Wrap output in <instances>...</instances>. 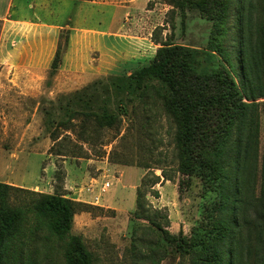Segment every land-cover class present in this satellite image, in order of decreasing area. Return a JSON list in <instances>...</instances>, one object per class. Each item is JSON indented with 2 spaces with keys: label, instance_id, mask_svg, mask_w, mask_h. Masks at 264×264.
<instances>
[{
  "label": "trees",
  "instance_id": "16d2710c",
  "mask_svg": "<svg viewBox=\"0 0 264 264\" xmlns=\"http://www.w3.org/2000/svg\"><path fill=\"white\" fill-rule=\"evenodd\" d=\"M166 3L182 14L186 9H197L211 20L223 37H213L216 50L191 48L166 38L161 41L154 32L152 41L159 46L146 65L128 75L97 78L80 89L59 94L63 115H48L50 138L53 142L65 140V132L70 131L77 140L90 142L104 128L115 130L114 139L119 136L120 119L106 106H93L98 85L129 99L136 96L146 126L152 115L162 111L175 125L171 142L175 166L170 171L165 166L160 168L163 179L172 181L179 174L180 191L183 184L188 187L193 179L200 178L207 186L204 196L210 200L205 206L207 213L189 234L182 230L170 233L167 214L144 202V175L136 188L133 214L148 225L142 226L132 247L141 244L147 248L141 255L151 264L164 258L178 264H264V146L260 167L258 155L259 108L264 115V101L262 105L256 102L264 98V0ZM229 28L230 43L224 46ZM67 43L64 31L49 78L55 75ZM236 45L241 71L237 79L229 66ZM199 56L214 65L202 67ZM124 108L122 105L121 110ZM55 154L61 155V148ZM164 158L167 160L166 155ZM134 165L151 169L146 164ZM150 171L153 178L149 190L159 197L153 186L160 182V176ZM56 177L62 179L60 172ZM93 209L102 208L67 198L58 190L43 193L0 182V264H25L26 250L33 243H39L46 252L62 254L64 264H95V256L82 236L71 232L73 216Z\"/></svg>",
  "mask_w": 264,
  "mask_h": 264
},
{
  "label": "rangeland",
  "instance_id": "374dc122",
  "mask_svg": "<svg viewBox=\"0 0 264 264\" xmlns=\"http://www.w3.org/2000/svg\"><path fill=\"white\" fill-rule=\"evenodd\" d=\"M147 8L154 9V13L146 29L139 34L149 35L151 40L155 32L161 41L166 38L170 42L211 52L216 50L214 38H223L213 22L197 9H186L182 14L177 9H171L166 0H149ZM232 23L230 19L229 25ZM231 33L229 28L224 46H229ZM3 43L5 39L0 22V182L43 193L58 190L67 198H76L75 201L102 208L89 212L78 211L73 216L71 227V232L81 235L87 248L93 252L95 264H151L141 255L142 252L147 253V248L141 244L132 247L133 239L141 234L142 226L148 225L147 221L133 214L136 208V187L144 175V178L147 177L141 187L144 202L167 214L168 232L176 234L182 230L189 234L191 228L199 224L207 213L205 206L209 199L203 193L207 188L203 180L193 179L190 186L183 184L179 191V174L172 181L163 179L161 167L165 166L170 171L175 166L171 143L175 125L162 111L159 110L157 116L152 115L146 126L136 96L129 99L122 93L113 89L108 91L98 85L93 106H106L109 113L120 119L119 136L114 139L115 130L104 128L94 141L86 142L77 140L73 133L67 131V139L53 142L47 128V117L63 115L58 98L61 93L54 91L48 94L53 77L49 78L47 74L46 83L42 84L43 93L23 94L19 83L13 82L4 70V52L1 50ZM152 57L153 54L143 57L139 65L147 64ZM198 60L202 67L214 65V62L212 64L202 56ZM229 66L233 77L237 79L241 73L237 45ZM128 67V70L135 68L132 65ZM103 80L105 82L106 79ZM82 86L71 84L62 93L72 92ZM263 101L264 98L256 100L260 105ZM122 105L125 107L123 110ZM261 109L260 106L259 167L264 146V115ZM123 134L125 137L120 139ZM158 139L162 140L161 144ZM59 148L61 155H56ZM148 148H151L150 151ZM136 163L149 165L151 169L137 167L134 165ZM150 170L160 176V182L153 186L159 197H155L149 190V182L153 178ZM57 172H60L61 180L57 179ZM67 177L72 185L64 189ZM106 182L109 187L104 190L102 187ZM259 184L260 180L257 190ZM105 199L112 200L114 207H108ZM24 260L25 264H64L62 254L46 252L39 243L28 247ZM176 263L164 258L156 260L154 264Z\"/></svg>",
  "mask_w": 264,
  "mask_h": 264
},
{
  "label": "crops",
  "instance_id": "0c3cea01",
  "mask_svg": "<svg viewBox=\"0 0 264 264\" xmlns=\"http://www.w3.org/2000/svg\"><path fill=\"white\" fill-rule=\"evenodd\" d=\"M148 1L0 0L4 70L23 94L43 93L59 36L66 31L67 48L48 94H62L71 84L85 86L108 75H128L158 47L149 35L139 34L154 13ZM131 65L135 68L128 70ZM70 185L67 177L64 189ZM104 201L114 207L112 200Z\"/></svg>",
  "mask_w": 264,
  "mask_h": 264
},
{
  "label": "built area",
  "instance_id": "2783aa9c",
  "mask_svg": "<svg viewBox=\"0 0 264 264\" xmlns=\"http://www.w3.org/2000/svg\"><path fill=\"white\" fill-rule=\"evenodd\" d=\"M106 187H109V183L108 182H106V183H104V185H103V187H102V189H106Z\"/></svg>",
  "mask_w": 264,
  "mask_h": 264
}]
</instances>
